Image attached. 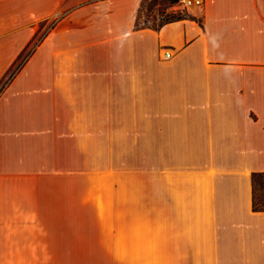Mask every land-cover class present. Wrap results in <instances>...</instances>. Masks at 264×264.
Returning <instances> with one entry per match:
<instances>
[{
  "label": "crops",
  "instance_id": "0c3cea01",
  "mask_svg": "<svg viewBox=\"0 0 264 264\" xmlns=\"http://www.w3.org/2000/svg\"><path fill=\"white\" fill-rule=\"evenodd\" d=\"M141 1L0 0V264H264V0ZM56 219L98 241H21Z\"/></svg>",
  "mask_w": 264,
  "mask_h": 264
},
{
  "label": "rangeland",
  "instance_id": "374dc122",
  "mask_svg": "<svg viewBox=\"0 0 264 264\" xmlns=\"http://www.w3.org/2000/svg\"><path fill=\"white\" fill-rule=\"evenodd\" d=\"M178 1L179 0H142L140 2V6L138 9V16H137L139 24L140 25L145 24L157 28L168 21H172L174 18L178 17V15L181 13L180 7L178 5ZM194 9H195L194 7H190L183 14L187 13L188 15H190L189 12H192ZM59 18L60 16L58 15L53 17L51 20H49L48 23L44 22L38 25L36 36L32 41V43H34L35 46H37V44L40 41H42V39L50 32L51 27L54 26V24L59 20ZM29 54L30 53L28 50L22 55V58L19 61L20 65L24 63V61L26 60ZM16 66L19 67V64L16 63L13 66L7 80L4 82L2 87H4L6 83L11 79V77L14 74L13 72L14 68ZM0 91H1V87H0ZM256 199H257V203L259 204V207L264 209V189L258 187ZM38 226L41 227L43 233L38 234L35 239L32 236H30L29 239L28 237L22 236L21 241L22 242L36 241L38 243L64 242V241L66 242L98 241L97 240L98 237L94 235V233L97 231V228L91 229L89 227H86L84 229V235L81 236L80 234L77 236L76 232L79 231L81 232V225L78 226L77 220H68V219L40 220ZM92 231H94V233H90ZM101 239L102 241H108L109 236L103 235L101 236Z\"/></svg>",
  "mask_w": 264,
  "mask_h": 264
},
{
  "label": "built area",
  "instance_id": "2783aa9c",
  "mask_svg": "<svg viewBox=\"0 0 264 264\" xmlns=\"http://www.w3.org/2000/svg\"><path fill=\"white\" fill-rule=\"evenodd\" d=\"M204 3H205V0H179L178 1V5H179V7H180V12L183 14L185 11H187L190 7H194V8H202L203 7V5H204ZM41 42V41H40ZM40 42L37 44V46L40 44ZM34 45V43H32V44H30V46L27 48L28 50H29V55L27 56V58H26V60L24 61V63L27 61V59L33 54V52L35 51V49L37 48V46H35ZM26 49V51H28ZM25 51V52H26ZM24 52V53H25ZM170 54L169 53H165V58H170ZM21 60V59H20ZM20 60H18L16 63L17 64H19V67H15L14 68V74H13V76L11 77V78H13L19 71H20V69L22 68V66L24 65V63H22L21 65H20ZM15 63V64H16ZM14 64V65H15Z\"/></svg>",
  "mask_w": 264,
  "mask_h": 264
},
{
  "label": "trees",
  "instance_id": "16d2710c",
  "mask_svg": "<svg viewBox=\"0 0 264 264\" xmlns=\"http://www.w3.org/2000/svg\"><path fill=\"white\" fill-rule=\"evenodd\" d=\"M185 19L196 20V18L191 17L187 13H185V14L180 13L178 15V17L174 18L172 21L166 22L165 24L171 23V22H175V21H181V20H185ZM252 182H253V188H254L253 208H254L255 211L264 212V209L259 207V204L257 203V199H256V194H257L258 187H260L261 189H264V173H254L252 175Z\"/></svg>",
  "mask_w": 264,
  "mask_h": 264
}]
</instances>
